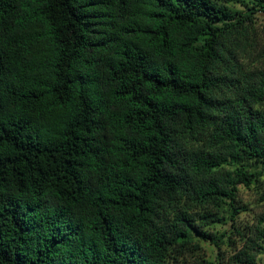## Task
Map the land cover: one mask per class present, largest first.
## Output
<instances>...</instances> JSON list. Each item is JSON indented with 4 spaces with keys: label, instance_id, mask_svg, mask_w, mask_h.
I'll list each match as a JSON object with an SVG mask.
<instances>
[{
    "label": "trees",
    "instance_id": "16d2710c",
    "mask_svg": "<svg viewBox=\"0 0 264 264\" xmlns=\"http://www.w3.org/2000/svg\"><path fill=\"white\" fill-rule=\"evenodd\" d=\"M240 1L0 0V264H170L211 240L256 177L223 166H264V68L239 64L264 0ZM242 237L232 264H258L264 217Z\"/></svg>",
    "mask_w": 264,
    "mask_h": 264
},
{
    "label": "rangeland",
    "instance_id": "374dc122",
    "mask_svg": "<svg viewBox=\"0 0 264 264\" xmlns=\"http://www.w3.org/2000/svg\"><path fill=\"white\" fill-rule=\"evenodd\" d=\"M220 5L244 12L248 8L240 0H215ZM250 37L251 45L240 51L239 64L243 73L264 68V12L254 16ZM264 109V104L259 106ZM222 170V169H221ZM223 170L236 173L238 170L256 175L255 182L247 187L238 186L236 201L232 207L227 202H220L213 207L218 221L209 223L204 230L211 235V240L194 237L197 247H190L187 255L181 256L178 248H172L170 264H232L233 257L243 248L246 239L264 217V166L251 162L224 165ZM203 213V212H201ZM264 246V243H263ZM258 264H264V251L257 257Z\"/></svg>",
    "mask_w": 264,
    "mask_h": 264
}]
</instances>
